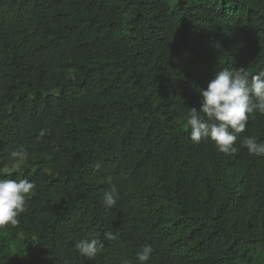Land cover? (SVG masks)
Listing matches in <instances>:
<instances>
[{
  "label": "trees",
  "instance_id": "1",
  "mask_svg": "<svg viewBox=\"0 0 264 264\" xmlns=\"http://www.w3.org/2000/svg\"><path fill=\"white\" fill-rule=\"evenodd\" d=\"M225 67L264 69V0H0V175L36 184L0 264H264V115L231 155L186 126Z\"/></svg>",
  "mask_w": 264,
  "mask_h": 264
},
{
  "label": "clouds",
  "instance_id": "2",
  "mask_svg": "<svg viewBox=\"0 0 264 264\" xmlns=\"http://www.w3.org/2000/svg\"><path fill=\"white\" fill-rule=\"evenodd\" d=\"M200 94V106L190 108L186 126L190 127V139L199 144L202 140L214 142L217 150L225 155L238 151L236 144L239 134L244 132L250 118L254 114L264 115V69L254 75L247 69L222 68L206 88L197 89ZM48 132L41 129L39 135L43 137ZM242 144L249 154L264 157V141H258L256 136L242 138ZM27 153L23 148L11 152L12 161H24ZM99 169L100 165H96ZM21 164L13 165L12 170H5L0 175V229L19 225V217L27 211V201L34 194L36 184L27 178L11 179L12 171L19 173ZM111 183V178L108 179ZM120 192L115 186L105 191L102 203L111 209L117 205ZM107 240L115 239L111 232L104 233ZM104 248L99 236L85 237L75 243L76 251L89 259L94 258ZM152 245L145 244L136 252L139 264H147L152 258ZM125 264H128L126 261Z\"/></svg>",
  "mask_w": 264,
  "mask_h": 264
}]
</instances>
